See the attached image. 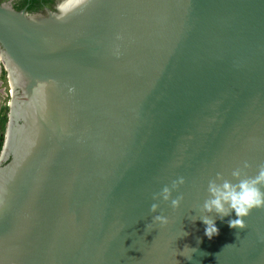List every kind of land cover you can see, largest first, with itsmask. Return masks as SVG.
I'll use <instances>...</instances> for the list:
<instances>
[{
	"label": "water",
	"instance_id": "1",
	"mask_svg": "<svg viewBox=\"0 0 264 264\" xmlns=\"http://www.w3.org/2000/svg\"><path fill=\"white\" fill-rule=\"evenodd\" d=\"M0 55V264H264V208L236 230L203 209L264 166V0L4 2Z\"/></svg>",
	"mask_w": 264,
	"mask_h": 264
},
{
	"label": "clouds",
	"instance_id": "2",
	"mask_svg": "<svg viewBox=\"0 0 264 264\" xmlns=\"http://www.w3.org/2000/svg\"><path fill=\"white\" fill-rule=\"evenodd\" d=\"M247 166V165H245ZM232 176L239 178L241 172L239 169L232 172ZM217 179L223 180L222 184H217L216 180L209 182L208 191L211 193L212 198L205 201L203 209L212 213L215 211L221 219L223 217H231L232 213H235V218H230L227 223L231 229H243L245 225V218L250 215L251 211L257 208H264V189L261 185H264V166L259 168V171L255 177L239 179L238 183H232L228 180L223 179L221 175H217ZM184 183V178L180 177L178 180L173 182L172 187H176L179 184ZM172 188L165 186L162 191L154 199L162 198L164 201H170L173 208H178L181 205L183 197H177L173 199L171 197ZM159 208L158 203H153L151 205V211L156 212ZM154 220L165 224L168 222L167 217L157 215ZM196 220L193 217V222ZM202 223L205 225L204 235L209 239H213L215 236L219 235V228L216 221L208 218L207 216L201 218ZM150 225H146V234ZM189 233L182 229L181 237L187 236ZM200 241H197L199 244ZM198 248L189 247L185 245L180 255L185 257V253H196ZM207 254V253H206ZM191 260V256L185 257Z\"/></svg>",
	"mask_w": 264,
	"mask_h": 264
},
{
	"label": "flooded vegetation",
	"instance_id": "3",
	"mask_svg": "<svg viewBox=\"0 0 264 264\" xmlns=\"http://www.w3.org/2000/svg\"><path fill=\"white\" fill-rule=\"evenodd\" d=\"M24 0H0V4L4 3V2H10V4L18 11V12H25V14L28 17L31 16H38L40 18H45L48 17L50 12H55L56 11V6L58 5V3H60L62 0H49L48 2H45V0H42L39 3V6L35 9H30L29 3H26L25 6H23L22 8H17V6L23 2ZM1 56V55H0ZM1 77H6L7 81H8V90L7 92L4 91L2 93H6L5 96H7V100L6 102L2 101L1 94H0V132L1 134L4 135V139H5V134H6V129H7V125L9 122V114H10V104L11 101L13 99V90H12V86H11V81H10V72L5 68V66L3 65L2 62H0V78ZM3 82V81H2ZM2 83L0 82V85ZM5 119L6 122V127L4 129H2V122ZM1 153V152H0Z\"/></svg>",
	"mask_w": 264,
	"mask_h": 264
},
{
	"label": "trees",
	"instance_id": "4",
	"mask_svg": "<svg viewBox=\"0 0 264 264\" xmlns=\"http://www.w3.org/2000/svg\"><path fill=\"white\" fill-rule=\"evenodd\" d=\"M42 0H24L23 2H21L17 8H22L23 6H25L26 3H29L30 6L29 8L30 9H35L39 6V3L41 2ZM49 0H45V2H48ZM3 126H2V129H4L6 127V122H5V119L3 120L2 122ZM3 143H4V135L0 133V152L2 150V147H3Z\"/></svg>",
	"mask_w": 264,
	"mask_h": 264
},
{
	"label": "rangeland",
	"instance_id": "5",
	"mask_svg": "<svg viewBox=\"0 0 264 264\" xmlns=\"http://www.w3.org/2000/svg\"><path fill=\"white\" fill-rule=\"evenodd\" d=\"M3 81V82H2ZM0 82L2 83L1 85H0V94H1V97H4V98H2V101H4V102H6V98H7V96H5L6 95V93H2V92H4V91H6L7 92V88H8V81H7V78L6 77H1L0 78ZM1 133V132H0Z\"/></svg>",
	"mask_w": 264,
	"mask_h": 264
}]
</instances>
